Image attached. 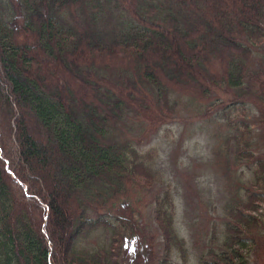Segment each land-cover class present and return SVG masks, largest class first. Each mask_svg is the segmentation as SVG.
Wrapping results in <instances>:
<instances>
[{"label":"trees","instance_id":"16d2710c","mask_svg":"<svg viewBox=\"0 0 264 264\" xmlns=\"http://www.w3.org/2000/svg\"><path fill=\"white\" fill-rule=\"evenodd\" d=\"M181 114L223 192L187 237L144 149ZM263 140L264 0H0V264H264Z\"/></svg>","mask_w":264,"mask_h":264},{"label":"rangeland","instance_id":"374dc122","mask_svg":"<svg viewBox=\"0 0 264 264\" xmlns=\"http://www.w3.org/2000/svg\"><path fill=\"white\" fill-rule=\"evenodd\" d=\"M229 63H231V61H229ZM229 63H227V65H229ZM258 118L259 115L257 110L252 108L251 113L248 114V119L256 135L262 133ZM211 126L212 125L203 120L192 119L188 115L181 114L160 126L158 131L153 134V138L146 144V147H144V149L153 147L158 150L159 167L173 178L176 187L179 186L182 188V190H179L176 194V226L180 234L186 237L189 235L186 230V220L198 217L205 221L208 218V208L195 198V189L198 183L201 184L202 189L205 191L203 201L206 202L207 196H211L218 211L216 217L221 214L220 206L223 203L221 181L209 167L207 160L210 156L211 142L208 128ZM262 143L264 145V140ZM190 185L194 187V190L192 192H187L186 187ZM190 195L195 198L197 206H195L194 203L189 205L188 200H190ZM151 197L150 195V199ZM150 212L151 209H149L146 214L145 222L151 227L149 228L151 234H156L155 243L157 247L155 251L160 252L162 249L160 244H162V242H160L157 225ZM260 213L264 216V205ZM188 243H190V241H188ZM251 252H253V250H251ZM245 253L247 252L245 251ZM254 259L256 260V257ZM253 262L254 260L251 264H254ZM173 264H196L193 250L191 249L187 263L177 255H174Z\"/></svg>","mask_w":264,"mask_h":264}]
</instances>
